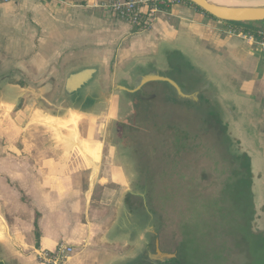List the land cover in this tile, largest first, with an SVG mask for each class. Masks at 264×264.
I'll list each match as a JSON object with an SVG mask.
<instances>
[{
	"label": "rangeland",
	"instance_id": "rangeland-1",
	"mask_svg": "<svg viewBox=\"0 0 264 264\" xmlns=\"http://www.w3.org/2000/svg\"><path fill=\"white\" fill-rule=\"evenodd\" d=\"M208 58L185 52L174 56L175 65H167V60L155 65L187 94L194 93H189L191 87L201 88L197 102L179 99L175 89L163 82L144 87V94L155 96L148 101L116 91L115 83L102 89L97 82L76 98L83 102L96 97L92 105H81L83 113L80 105H67L64 79L68 72L40 78L2 72L0 64V178L19 191L18 183L12 181L19 174L18 162L39 159L28 151L35 144H60L62 133L69 130L75 134L73 144L86 154L78 151L77 156L91 162L92 176L113 179V189L129 193L122 212L125 229L149 227L155 250L159 244L161 251L176 253L180 259L184 254L189 264H232L236 254L228 252L232 242L223 222L225 215H234L230 189L237 180L234 172L242 171L246 162L244 153L252 159L256 184L255 229L264 230V162L254 149L259 139L251 136L252 127L259 126L263 116L254 110L251 117L231 95L226 74L215 73ZM97 76L99 81L102 75ZM36 81L42 82L39 88H24L37 85ZM120 81L115 80L116 84ZM124 83L134 86L133 80ZM53 114L69 117V124L58 126L50 119ZM194 228L198 230V261L187 249L186 232ZM130 235L122 264H141L142 249H135L141 244L134 233ZM129 238L123 233L124 241ZM6 255L0 250L2 259Z\"/></svg>",
	"mask_w": 264,
	"mask_h": 264
},
{
	"label": "crops",
	"instance_id": "crops-1",
	"mask_svg": "<svg viewBox=\"0 0 264 264\" xmlns=\"http://www.w3.org/2000/svg\"><path fill=\"white\" fill-rule=\"evenodd\" d=\"M109 2L0 0L2 72L40 78L68 72L65 85L71 74L96 68L102 75L99 81L97 73L80 92L73 96L65 93L75 101L97 82L102 89L112 83L113 87L126 86L125 80L131 82L150 71H159L155 65L163 64L170 55L189 52L209 57L212 70L221 76L226 74L231 95L251 117L254 110L263 116L259 126L252 127L251 136L259 139L254 149L264 162V51L254 43L227 35L224 22L212 20L188 5L160 13L153 27L143 30L105 8ZM258 29L264 30V24ZM118 78L122 81L116 84ZM41 81L24 88H39ZM90 97L81 102L80 113L84 112L81 105ZM60 114L50 119L58 126L69 124V117ZM74 136L68 130L62 133L60 144H35L28 152L41 159L19 161L15 166L19 174L12 181L18 183L19 191L9 180L0 178V250L7 254L5 259L0 257V262L43 264L37 250H54L66 243L74 253L65 264H122L123 249L130 246V234L134 233L141 244L136 252L142 249L139 262L150 264L155 249L149 227L133 232L124 228L122 212L127 209L124 201L129 193L113 189V179L92 176L91 162L77 156L79 152L86 154L73 144ZM123 233L130 236L127 241L122 239Z\"/></svg>",
	"mask_w": 264,
	"mask_h": 264
},
{
	"label": "trees",
	"instance_id": "trees-1",
	"mask_svg": "<svg viewBox=\"0 0 264 264\" xmlns=\"http://www.w3.org/2000/svg\"><path fill=\"white\" fill-rule=\"evenodd\" d=\"M187 5L194 7L189 3H187ZM195 9L203 13L201 10L197 8ZM205 15L212 20H216L207 14ZM230 24L238 27H243L253 32H258L260 30L258 29V26H256L260 24H241V23H230ZM174 56L176 55H170L166 59L168 61L167 63L175 60ZM171 63L167 65L170 66L172 64L175 65L174 63L172 64ZM167 65L166 67H168ZM217 80L219 79H216V81ZM191 89L192 90H189V93L190 91L196 92L201 88L191 87ZM81 102L82 100H80L78 104H76V106L80 105ZM92 102L93 100L89 101L90 104H93ZM244 159L246 160L247 163L245 162L242 171L237 170L236 172H234V177L237 178V180L233 182V184L231 185L233 188L230 189L233 192L232 203L235 208L234 215L233 214H230L229 216L225 215L226 220L223 222V225L226 227L229 237H231L229 240L232 242V247L228 248V252L230 255L236 254V259L232 264H264V230L255 229L257 226L258 217L256 214L255 202H254V192H255L254 190L256 184L253 183L254 173L251 165L252 159L249 157L247 153H244ZM246 195L248 198L246 197L245 199H242V196H246ZM197 233L198 230L196 228L190 229L189 231L186 232V234L188 235L187 239H189L187 241L188 254L193 256L195 260L198 259L197 253H199ZM193 246L195 247V251L193 249ZM223 250H225V248ZM238 257H241L243 260L239 262ZM182 258L183 259H180V256L178 255L177 259L168 262L166 264H189V260L188 258L186 259V256L184 254H182ZM197 261H195V263H197ZM0 264L3 263L0 262ZM190 264H194V262L192 261V263Z\"/></svg>",
	"mask_w": 264,
	"mask_h": 264
},
{
	"label": "water",
	"instance_id": "water-1",
	"mask_svg": "<svg viewBox=\"0 0 264 264\" xmlns=\"http://www.w3.org/2000/svg\"><path fill=\"white\" fill-rule=\"evenodd\" d=\"M195 8L201 10L203 13L212 18L226 23H241V24H261L264 23V5H221L211 0H184ZM98 70L96 68H87L76 73L71 74L65 83V93L68 96L80 92L86 85L95 79ZM163 82L173 87L177 96L181 100L199 101L198 91L193 94H187L183 91L181 86L171 77L161 74L158 70L150 71L144 75H140L134 79V86L132 88L117 85L115 90L121 93H128L130 95H139L140 100L154 99V95L144 94V87L151 83ZM152 264H166L177 259L176 253H167L161 251L159 244L156 245L155 254H151Z\"/></svg>",
	"mask_w": 264,
	"mask_h": 264
},
{
	"label": "built area",
	"instance_id": "built-area-1",
	"mask_svg": "<svg viewBox=\"0 0 264 264\" xmlns=\"http://www.w3.org/2000/svg\"><path fill=\"white\" fill-rule=\"evenodd\" d=\"M10 3L16 0H2ZM187 5L184 0H111L104 7L138 29L147 30L153 27L158 15L174 7ZM225 33L243 41L251 42L264 51V30L253 32L243 27L226 23ZM74 248L66 243L59 244L54 250H37L38 260L43 264H65L73 255Z\"/></svg>",
	"mask_w": 264,
	"mask_h": 264
},
{
	"label": "bare ground",
	"instance_id": "bare-ground-1",
	"mask_svg": "<svg viewBox=\"0 0 264 264\" xmlns=\"http://www.w3.org/2000/svg\"><path fill=\"white\" fill-rule=\"evenodd\" d=\"M211 1L218 3V4H221V5H229V6L230 5L231 6L232 5H251V6L264 5V0H211ZM4 109L6 111V108H3V110Z\"/></svg>",
	"mask_w": 264,
	"mask_h": 264
},
{
	"label": "flooded vegetation",
	"instance_id": "flooded-vegetation-1",
	"mask_svg": "<svg viewBox=\"0 0 264 264\" xmlns=\"http://www.w3.org/2000/svg\"><path fill=\"white\" fill-rule=\"evenodd\" d=\"M84 92H85V91H84ZM94 98L96 99L95 96H92V98L90 97V98L87 100V103L90 105L89 101H91V100H93V103H94ZM66 102H67V105H70V104L75 103V102H76V99H75V101H71L70 99L67 98ZM91 105H92V104H91ZM139 261H140V259H139ZM150 264H151V263H150Z\"/></svg>",
	"mask_w": 264,
	"mask_h": 264
}]
</instances>
